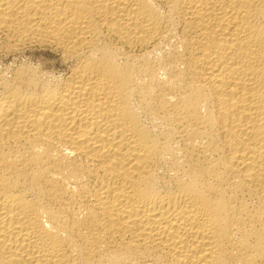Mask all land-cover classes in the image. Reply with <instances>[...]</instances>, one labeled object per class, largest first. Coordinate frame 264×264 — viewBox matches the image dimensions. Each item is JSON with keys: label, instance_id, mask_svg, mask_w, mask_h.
<instances>
[{"label": "bare ground", "instance_id": "6f19581e", "mask_svg": "<svg viewBox=\"0 0 264 264\" xmlns=\"http://www.w3.org/2000/svg\"><path fill=\"white\" fill-rule=\"evenodd\" d=\"M0 56V264H264V0H0Z\"/></svg>", "mask_w": 264, "mask_h": 264}, {"label": "rangeland", "instance_id": "374dc122", "mask_svg": "<svg viewBox=\"0 0 264 264\" xmlns=\"http://www.w3.org/2000/svg\"><path fill=\"white\" fill-rule=\"evenodd\" d=\"M38 53H41V52H38ZM38 53H36V54H38ZM2 59V60H1ZM8 61V62H7ZM11 64V60L10 59H5V58H3V56H0V67L3 69V67L2 66H4V68L7 66V65H10ZM4 64V65H3ZM7 64V65H6ZM1 68H0V70H1Z\"/></svg>", "mask_w": 264, "mask_h": 264}]
</instances>
